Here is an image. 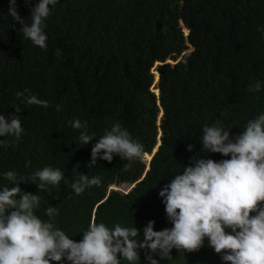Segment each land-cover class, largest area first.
Returning <instances> with one entry per match:
<instances>
[{
  "label": "trees",
  "instance_id": "trees-1",
  "mask_svg": "<svg viewBox=\"0 0 264 264\" xmlns=\"http://www.w3.org/2000/svg\"><path fill=\"white\" fill-rule=\"evenodd\" d=\"M38 2L16 0L26 22ZM50 9L41 49L23 38L9 0H0V115H15L23 129L18 140L0 137V188L13 186L8 171L20 180L60 169L59 186L39 190L38 178L19 186L40 197L42 220L56 207L55 227L76 242L93 220L136 227L137 240L149 221L156 231L171 228L160 190L194 156L230 158L202 151L203 127L219 122L234 137L264 114V0H58ZM257 81L260 90L249 92ZM17 92L49 107L22 103ZM76 119L87 122L91 143L79 141ZM115 123L143 145V159L125 170L129 162L114 154L88 168L92 145ZM82 173L101 184L75 195L71 184ZM139 254L148 264L145 250ZM152 255L159 264H224L207 239L196 252L173 248L170 261Z\"/></svg>",
  "mask_w": 264,
  "mask_h": 264
},
{
  "label": "clouds",
  "instance_id": "clouds-1",
  "mask_svg": "<svg viewBox=\"0 0 264 264\" xmlns=\"http://www.w3.org/2000/svg\"><path fill=\"white\" fill-rule=\"evenodd\" d=\"M57 3L58 0H39L31 9V23L19 15L16 0H9L8 14L22 25L23 38L46 49L43 22L50 14V6ZM260 88L257 81L249 85L248 91L254 93ZM16 95L24 97L22 103L49 107L47 101L30 93L26 97L23 92ZM15 109L21 110L19 106ZM56 110H61L59 105ZM70 123L74 129H83L79 135L81 144L93 141L95 136L88 134L87 122L76 119ZM22 132L19 118L0 115V137L11 135L18 140ZM202 133L203 152L230 158L215 161L199 155L192 157L182 174L175 175L159 192L172 227L156 231L155 221H149L143 229V240L136 239L140 236L136 227L116 224L110 229L95 220L83 232L82 240L70 239L54 225L57 208L48 207L49 219L42 220L35 212L40 197L19 186L22 182L36 183L37 178L39 190L46 184L59 186L64 173L44 167L29 179L18 180L15 171H8L4 175L13 186L0 188V264H60L64 259L70 264H121L122 259L128 264H140V249L145 250L148 264H159L152 254L158 253L161 260L170 261L173 248L196 252L205 239L224 264H264V114L249 120L245 130L234 137L219 122L205 125ZM193 148L188 145V151ZM114 154L129 162L123 164L125 170L131 167V161L144 157L143 145L134 141L119 123L96 139L88 168L95 166L98 159L111 162ZM100 184V177L90 178L82 173L71 189L80 195L86 188Z\"/></svg>",
  "mask_w": 264,
  "mask_h": 264
},
{
  "label": "rangeland",
  "instance_id": "rangeland-1",
  "mask_svg": "<svg viewBox=\"0 0 264 264\" xmlns=\"http://www.w3.org/2000/svg\"><path fill=\"white\" fill-rule=\"evenodd\" d=\"M112 189H117V188H115L114 186H112Z\"/></svg>",
  "mask_w": 264,
  "mask_h": 264
}]
</instances>
